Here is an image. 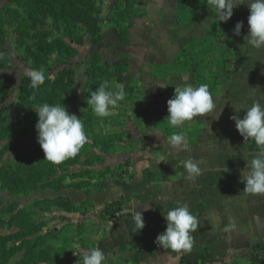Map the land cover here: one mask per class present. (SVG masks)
Instances as JSON below:
<instances>
[{"label": "crops", "instance_id": "1", "mask_svg": "<svg viewBox=\"0 0 264 264\" xmlns=\"http://www.w3.org/2000/svg\"><path fill=\"white\" fill-rule=\"evenodd\" d=\"M116 2L126 4L127 0H112L113 8ZM132 3L135 10L128 22V40L122 41L115 23L106 21L102 45L110 52L101 54L114 53L113 56H118L116 64L136 62L150 72L145 85L151 94L146 92L145 98L136 99L146 109V113L140 114L143 123L132 130L133 135L128 133L130 138L135 137L133 146L126 150L115 144L103 157L106 167L128 164L126 167L134 171L133 176L130 179L109 176L101 181L103 189L92 192L76 187L61 190L76 205L93 203L87 212L65 213L66 219L55 225L61 230L59 236L63 241L70 228L77 235L75 251L65 249L67 257L63 262L83 264V251L98 247L109 257L106 264H258L252 256L255 245L264 244V194L245 193L243 180V174H248L246 159L251 160L258 149L254 141L244 140L235 121L230 119L234 115L243 118L244 108L253 100L264 104V49H252L245 44L250 9L246 4L240 5L226 23H217L206 0H132ZM240 21L243 28L236 36L233 29ZM213 45L232 50L241 62L237 73L218 79L214 88L209 85L211 62L205 58L216 51ZM175 47L177 51L168 57ZM189 75L196 76L194 86L201 83L209 86L216 107L181 127L179 131L187 134L189 148L174 160L167 137L177 129L168 127L167 121L159 125V119L168 115L165 109L168 110L170 99L159 98L160 84L165 80L184 84ZM253 88L255 96L250 95ZM187 159L202 161V172L194 181L186 178V170L180 163ZM112 201L128 204L122 212L103 220V209ZM177 202L187 204L198 220L197 229L191 233V252L178 253L154 243L167 227L163 213L178 206ZM141 210L145 227L139 232L134 228L132 214ZM230 221L236 227L225 231ZM79 226L86 230L75 232L73 229Z\"/></svg>", "mask_w": 264, "mask_h": 264}, {"label": "trees", "instance_id": "2", "mask_svg": "<svg viewBox=\"0 0 264 264\" xmlns=\"http://www.w3.org/2000/svg\"><path fill=\"white\" fill-rule=\"evenodd\" d=\"M126 4L124 9L117 10L112 20L119 28L122 41L128 40L130 24L125 21L133 16L135 10L132 0H127ZM104 21L102 0H6L5 5L0 0V68L10 67L11 55L5 43L8 27H12L16 42L24 47V63L30 65L31 69H43L46 76L44 84L39 89L31 88L28 76H24L19 86L21 94L18 100L4 104L1 109L0 159L8 154H15L16 158V166L10 162L12 160L0 165L1 190L7 188L13 193H30L39 188L55 185L58 188L60 185L61 189L69 187L86 189L87 192L103 189V184L85 180L86 178L81 176L83 171L80 174L75 172L70 174L72 165L92 163V158L88 154H83L81 150L76 157L67 159L60 165H53L44 159L45 154L38 143L35 129L38 114L33 106L42 103L60 104L66 106L71 113L77 105L76 71L71 59L78 53L77 47L85 44L87 35L96 44L104 40ZM85 63L86 102L90 92L95 91L103 79L113 81V76L127 72L130 67L127 61L114 65L103 59L98 52L87 56ZM240 63L236 62L235 68L227 72L237 73ZM4 79L0 81V96L6 100L10 96L11 82L5 77ZM128 89L130 91V87ZM82 118L87 134L93 136L92 143L103 153L112 149L114 140L123 137L120 133L108 136V130L105 132V128L101 127V119L94 115L90 105L86 107ZM127 165L105 167L101 178L106 180L113 176L124 179L125 175H129V171L125 169ZM68 177L80 180L75 184H66L65 179ZM59 199L55 204L63 207L65 213L87 212V209L82 210L86 204L93 207V203L89 201L76 205L69 197L60 196ZM127 204L128 202L122 201L108 202L103 209L102 219L107 220L122 212ZM40 205L41 202L34 203L37 208ZM35 215L36 210L28 208L12 213L9 208H2L0 202V227L8 230L14 225L19 228L8 235L0 234V264H9L11 258L19 251L24 252L22 260L17 264H66L63 262L67 257L65 249L55 243L58 235L56 236L53 231L43 232L46 223H39L34 219ZM59 219H66V215L60 216ZM82 228L84 229L80 230L79 226L78 231L86 230L85 227ZM57 233L60 235L59 230ZM261 247H264L263 243L256 244L254 253ZM254 253L253 260L263 264ZM68 258L70 262L72 260L70 255Z\"/></svg>", "mask_w": 264, "mask_h": 264}, {"label": "clouds", "instance_id": "3", "mask_svg": "<svg viewBox=\"0 0 264 264\" xmlns=\"http://www.w3.org/2000/svg\"><path fill=\"white\" fill-rule=\"evenodd\" d=\"M206 3L214 12L217 23H226L233 16L235 8L246 4L250 9V15L245 44L252 49H264V0H206ZM242 28L243 22H237L233 33L239 36ZM26 75L33 89H39L46 80L43 69H29ZM98 85L95 91L90 92L87 102L94 115L103 122L105 118L112 116L113 110L125 100L126 91L122 84H115L113 87V82L108 79H103ZM174 85V95L167 101L168 115L165 119L168 127L177 129L167 137L175 160L181 151H187L189 148L187 134L179 131L181 127L186 122L190 124L198 116L211 113L216 105L207 84ZM250 95L255 96V88ZM33 108L38 114L35 129L38 134V143L45 154L44 159L53 165H60L65 160L76 157L88 140L82 120L76 114L70 113L66 106L60 104L42 103L34 105ZM236 109L239 110V108ZM244 109L246 112L243 118L240 115L230 117L235 121V127L244 140L254 141L258 149L251 160L246 159L248 174H243V180L246 182L244 191L253 195L264 194V104H261L259 100H253L252 104ZM157 135L159 136L158 133ZM180 163L186 170V178L189 180L194 181L202 172L200 167L202 161L187 159ZM177 204L178 206L163 213L167 227L165 231L157 235L154 243L162 249H171L178 253L191 252L193 248L191 233L197 229L198 220L187 204L180 202ZM132 220L134 228L140 232L145 227L143 210L134 212ZM235 227V223L230 221L224 230L228 231ZM108 259L109 257L98 247H90L82 253L83 264H106ZM111 259L115 260V257Z\"/></svg>", "mask_w": 264, "mask_h": 264}, {"label": "rangeland", "instance_id": "4", "mask_svg": "<svg viewBox=\"0 0 264 264\" xmlns=\"http://www.w3.org/2000/svg\"><path fill=\"white\" fill-rule=\"evenodd\" d=\"M2 4H6V0H1ZM116 2V6L113 8L112 0H102V7H103V16H105V21H112L116 14L118 9H124L127 5L124 2ZM134 4V3H132ZM135 8V7H133ZM131 18V17H130ZM125 22H130V19H126ZM117 27V26H116ZM118 29V35H119V28ZM8 34L5 46L7 47L10 55H11V62L9 68H0V81L9 79L11 82L10 90H9V99L3 100L0 96V112L4 104H11L12 102H16L18 98L20 97V83L24 76L26 75V72L31 69L30 65L24 63L23 57H24V47L20 46L16 42L15 34L13 33L12 27H8ZM106 28L104 29V31ZM120 38V36H119ZM117 39V38H116ZM110 42H114L112 39H109ZM86 41L83 46L77 47L78 53L71 59L72 65L76 71V80H75V87L77 91V105L75 108L71 110V113L76 114L84 123V120L82 117H84V112L86 111V107L88 106V103L85 98V93L87 91L86 87V59L87 56L91 54H95L96 52L102 53V52H110L109 49H107L106 45H102L103 41L101 43H94L91 38L87 35ZM185 42V41H184ZM183 43L181 41L178 45ZM103 46V47H101ZM217 47V48H216ZM111 48H115V46H112ZM103 49V50H102ZM107 49V51H105ZM213 50H216L215 52L211 51L208 55L205 56L207 61L210 63L212 69H210L212 73V81L209 83L210 86L214 88V85L218 83V79L222 80L225 78H228L230 75L227 71H231L235 68L236 62H238V56L234 52L232 53V50H225L222 49V47L218 45L212 46ZM176 47L173 48L172 53H170L169 56H173V53L176 52ZM102 55V54H101ZM112 53L111 55H102L103 59L110 58L112 60L111 63L116 64V59L118 56ZM113 56V57H112ZM185 56L186 55H180ZM193 57H191L192 59ZM108 60V59H106ZM195 61V59H192V61ZM197 60V59H196ZM125 62V61H123ZM158 62L161 63V61L158 60ZM129 63V62H128ZM130 67L127 72H122L116 76H113V87L115 84H122L126 91V98L124 101L120 102V105L118 108L113 110V115L110 116L107 121H103V128H106L109 132L110 137L113 136L115 133H120L121 135H124L121 139L114 140V145H121L126 150H130V148L133 146L134 142V136L132 138L128 137V133L130 135H133L131 132L133 129H139L140 126L143 123V120L141 119L140 114L146 113L145 108L141 107L140 102L136 101L137 98H145L146 92L148 94L150 93V89L147 86L146 89V83L147 80L149 81V74L150 72H146L144 68L138 64L134 63L131 65L129 63ZM78 70V71H77ZM153 73V71H151ZM146 76V77H145ZM52 77H54V74H52ZM222 78V79H220ZM185 83L195 84L197 81L196 76L189 75L188 79L185 78L183 81ZM142 81L144 82L142 84ZM181 81L178 82H168V80H165L164 83L160 84V92H159V98H172L173 94V88H175V85H181ZM184 83V84H185ZM130 87V91L128 88ZM132 88V90H131ZM1 89V87H0ZM4 94V93H3ZM147 97V96H146ZM152 97V96H149ZM68 110V109H67ZM152 110V109H151ZM154 110V109H153ZM165 111L168 112V110L165 109ZM166 117L159 119V125H163L166 123ZM107 132V131H106ZM93 136L92 134H88V140L85 143V145L82 147L81 151L83 154L87 155L92 158V163L89 165L86 164H75L70 167V174L75 173H81L83 171L84 173L81 175L82 177H85L88 182L92 183H99L102 184L101 181L103 180L101 178V173L105 170V159L103 158L105 154L109 153L107 151L106 153H103L99 147L95 146L93 143ZM112 142V140H110ZM1 146V145H0ZM24 148V147H23ZM22 150V149H20ZM94 159V160H93ZM12 160V161H10ZM13 162L12 164L16 166V158L15 154H8L6 157H2L0 159V165L4 164L5 162ZM126 169L128 167H125ZM129 175H125V178L127 177L130 179L131 176H133V170L131 168H128ZM133 171V172H132ZM80 179H72L71 177H68L65 179L66 184H75ZM65 188H59L55 185L48 188H39L35 191H32L30 193L26 192H19V193H13L11 191H8L6 189H0V202L2 208H9L12 213L16 212L20 209H31L36 210V215L34 216V219L38 220L39 223L43 222L46 223L45 227L43 229V232L45 231H53L54 234L57 236V240H55L56 244H59L61 248L67 249L71 248V250L75 251V243L77 242V235L75 233H72V229L70 228L69 231H67V234L64 237H67L63 241V237L61 238L59 234L57 233V230H61L57 227L55 228V225L58 226L60 219V216H65V210L62 207H59L55 204L56 201L60 200V196H63L61 194V190ZM79 190H84L80 188H76ZM89 190V189H88ZM86 191V189L84 190ZM47 200H50L49 202H46ZM35 202H41V205L37 208V206H34ZM44 202V203H42ZM58 203V202H57ZM90 210L91 205H84L82 207V210ZM64 224V223H63ZM67 225H72L69 222H67ZM62 226V225H61ZM73 226V225H72ZM76 226V225H75ZM18 227L12 225L10 229H4L0 227V234L2 235H8L12 233V231L17 230ZM84 229L80 227V230ZM56 230V231H54ZM75 232L79 230V227L74 228ZM24 251L17 252L10 260L9 264H17L20 260H22ZM67 256V255H66Z\"/></svg>", "mask_w": 264, "mask_h": 264}, {"label": "built area", "instance_id": "5", "mask_svg": "<svg viewBox=\"0 0 264 264\" xmlns=\"http://www.w3.org/2000/svg\"><path fill=\"white\" fill-rule=\"evenodd\" d=\"M256 258L264 264V247L257 249L254 253Z\"/></svg>", "mask_w": 264, "mask_h": 264}]
</instances>
